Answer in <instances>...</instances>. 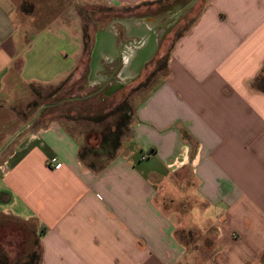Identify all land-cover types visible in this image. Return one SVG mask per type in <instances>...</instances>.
Segmentation results:
<instances>
[{
	"label": "crops",
	"instance_id": "0c3cea01",
	"mask_svg": "<svg viewBox=\"0 0 264 264\" xmlns=\"http://www.w3.org/2000/svg\"><path fill=\"white\" fill-rule=\"evenodd\" d=\"M18 10L0 0V94L13 81L55 83L85 59L74 26L56 18L27 35ZM125 23L129 31L94 37L90 74L100 81L138 76L147 31L160 46L153 19ZM164 56L129 139L99 169L79 160L84 142L56 122L27 124L0 148V214L35 224L39 264H196L197 245L211 253L200 264H264V91L254 86L264 0H207Z\"/></svg>",
	"mask_w": 264,
	"mask_h": 264
},
{
	"label": "rangeland",
	"instance_id": "374dc122",
	"mask_svg": "<svg viewBox=\"0 0 264 264\" xmlns=\"http://www.w3.org/2000/svg\"><path fill=\"white\" fill-rule=\"evenodd\" d=\"M206 1L160 0L136 7H119L107 0H15L19 8L18 21L27 30V35L61 18L81 32L85 59L55 83L25 85L13 81L1 92L0 148L10 138L26 130L27 124L45 127L56 122L78 140L79 137L82 139L81 148L87 145L85 163L106 160L101 158L102 155H96L94 150H98L103 139H109L106 150L114 144L110 143L111 139L117 138L118 148L129 139L134 106L163 73L165 53ZM146 17L158 25L160 46H154L151 53L149 48L147 58L136 73L138 76L131 81L122 76L119 81L112 74L103 82L99 80L102 72L91 75L90 57L96 33L107 28L120 33L125 29L129 31L123 25H127L125 22L142 21ZM122 37L116 40L120 43ZM176 195L183 198L186 194L177 189ZM181 213L184 214L183 211ZM197 214L194 208L191 216L186 215L184 219H196ZM38 243L39 234L33 222L0 214V264H39ZM193 249L196 250L192 253L196 264L210 258L208 248L201 250L197 245Z\"/></svg>",
	"mask_w": 264,
	"mask_h": 264
},
{
	"label": "trees",
	"instance_id": "16d2710c",
	"mask_svg": "<svg viewBox=\"0 0 264 264\" xmlns=\"http://www.w3.org/2000/svg\"><path fill=\"white\" fill-rule=\"evenodd\" d=\"M254 86L257 89L264 91V69H263L262 77L257 79V81H255ZM108 140L109 139H103L102 142L100 143V145L98 146L99 147L98 150H94L96 155H102L101 158H105L106 160H110V159L114 158L115 152L118 150L117 138L111 139L110 143H114V144L111 146L110 150H106V147L109 145ZM88 149L89 148L87 147V145H85L79 151L78 157H79V160H81L82 162H84V160H85L86 153L88 152ZM95 165L96 164H94V163H88V166L93 170L100 168V167L97 168V166H95ZM39 257H40V255H39Z\"/></svg>",
	"mask_w": 264,
	"mask_h": 264
},
{
	"label": "water",
	"instance_id": "95a60500",
	"mask_svg": "<svg viewBox=\"0 0 264 264\" xmlns=\"http://www.w3.org/2000/svg\"><path fill=\"white\" fill-rule=\"evenodd\" d=\"M109 35H110V39H111V41H110V43H109V48H110V51H112V49H113V34H111V33H109ZM146 35H149L150 37H151V50H152V48H154V43H153V41H154V39H155V37H154V35H153V32L152 31H147V33H146ZM155 42V41H154ZM151 50H150V52H151ZM108 54H110V55H112V53L110 52V53H108ZM96 57H97V55H96V53H94L93 54V59H96Z\"/></svg>",
	"mask_w": 264,
	"mask_h": 264
},
{
	"label": "built area",
	"instance_id": "2783aa9c",
	"mask_svg": "<svg viewBox=\"0 0 264 264\" xmlns=\"http://www.w3.org/2000/svg\"><path fill=\"white\" fill-rule=\"evenodd\" d=\"M49 165H51V166H57V159L56 158L50 159Z\"/></svg>",
	"mask_w": 264,
	"mask_h": 264
},
{
	"label": "flooded vegetation",
	"instance_id": "af4514ba",
	"mask_svg": "<svg viewBox=\"0 0 264 264\" xmlns=\"http://www.w3.org/2000/svg\"><path fill=\"white\" fill-rule=\"evenodd\" d=\"M139 31H140V29L139 30H135V32H138L139 33ZM131 33V32H130ZM134 33V32H133ZM133 33H131V34H133ZM136 34V33H135ZM136 71H138V70H136ZM109 84H111V83H109Z\"/></svg>",
	"mask_w": 264,
	"mask_h": 264
}]
</instances>
